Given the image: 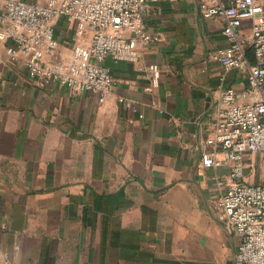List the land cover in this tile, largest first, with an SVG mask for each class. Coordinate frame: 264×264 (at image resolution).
<instances>
[{
    "label": "crops",
    "instance_id": "obj_1",
    "mask_svg": "<svg viewBox=\"0 0 264 264\" xmlns=\"http://www.w3.org/2000/svg\"><path fill=\"white\" fill-rule=\"evenodd\" d=\"M53 23L44 62L70 68L92 31ZM145 23L160 40L138 61H103L114 77L104 101L38 83L0 38V264H236L241 236L215 214L231 167L201 157L224 110L220 88L246 101L248 70L214 59L224 24L199 0L153 1Z\"/></svg>",
    "mask_w": 264,
    "mask_h": 264
},
{
    "label": "built area",
    "instance_id": "obj_2",
    "mask_svg": "<svg viewBox=\"0 0 264 264\" xmlns=\"http://www.w3.org/2000/svg\"><path fill=\"white\" fill-rule=\"evenodd\" d=\"M156 0H0V38L14 41L11 59H26L38 83L58 80L71 90L95 93L104 101L113 87L111 69L103 61L112 57L138 61L142 51L160 40L145 23ZM204 17L220 19L226 45L213 57L226 70H248L246 101L238 102L233 87L220 88L221 117L209 127L202 163L230 166L228 177L217 179L216 217L241 236L236 264H264V183L247 181L255 170L254 157L264 164V0H199ZM75 20L80 35L92 31L88 45L74 48L70 68H49L45 46L54 50L55 17ZM251 21L249 29L244 28ZM250 52L255 62L250 59ZM152 86L160 71L149 67ZM255 174V171H254Z\"/></svg>",
    "mask_w": 264,
    "mask_h": 264
},
{
    "label": "rangeland",
    "instance_id": "obj_3",
    "mask_svg": "<svg viewBox=\"0 0 264 264\" xmlns=\"http://www.w3.org/2000/svg\"><path fill=\"white\" fill-rule=\"evenodd\" d=\"M256 168L255 170H252L250 172L251 175L254 174L255 171V175H254V182H263L264 183V164L263 161L259 158H256ZM251 178V177H250ZM249 177H247V181H252V179H250Z\"/></svg>",
    "mask_w": 264,
    "mask_h": 264
}]
</instances>
